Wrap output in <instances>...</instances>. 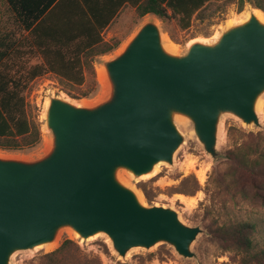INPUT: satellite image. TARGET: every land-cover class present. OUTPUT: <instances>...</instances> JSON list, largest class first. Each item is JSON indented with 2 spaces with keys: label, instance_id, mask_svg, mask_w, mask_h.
Returning <instances> with one entry per match:
<instances>
[{
  "label": "water",
  "instance_id": "1",
  "mask_svg": "<svg viewBox=\"0 0 264 264\" xmlns=\"http://www.w3.org/2000/svg\"><path fill=\"white\" fill-rule=\"evenodd\" d=\"M161 35L147 20L101 63L110 92L96 105L47 99V152L34 160L0 158V264L65 230L84 241L104 235L122 259L157 243L184 259L194 256L200 229L170 208L140 203L117 175L140 178L157 164L172 165L184 142L179 120L214 159L223 115L260 127L264 23L250 12L212 43L192 42L176 55L163 50Z\"/></svg>",
  "mask_w": 264,
  "mask_h": 264
},
{
  "label": "rangeland",
  "instance_id": "2",
  "mask_svg": "<svg viewBox=\"0 0 264 264\" xmlns=\"http://www.w3.org/2000/svg\"><path fill=\"white\" fill-rule=\"evenodd\" d=\"M255 4L256 0L209 2L190 18L187 27L179 23L177 18L161 21L145 16L138 19L135 12L131 13L134 11L132 9L121 20L116 19L105 31L104 44L84 57L92 71L84 66L85 80L82 84H77L47 70L44 57L31 49L29 40H23L26 34L19 29L4 3L0 2V41L3 40L9 46L15 40L6 51L8 56L0 62V72L19 78L23 83L28 114L41 133V144L37 147L19 152L0 149V153L30 160L41 156L45 136L51 145L49 133L44 130L47 99L57 96L74 103L96 101L101 93L97 73L101 63L113 57L143 22L154 20L162 34L176 44L180 52H184L192 42L212 43L220 35V31L232 24L243 12L256 9ZM260 6V11L264 14V4ZM21 39L22 42H19ZM17 41L19 46L15 45ZM113 42L118 43L117 49L102 54ZM6 47H0V51ZM92 86H95V91L89 93ZM259 118L260 127L256 128L253 125L245 126L230 115H223L215 159L204 152L192 135L190 125L179 120L181 125L178 129L184 142L175 152L172 165L157 164L151 174L140 178L125 173L117 175L118 181L127 184L135 196L138 194L144 205L170 208L178 214L182 223L200 229V234L190 247L194 255L192 258L184 259L170 245L157 243L148 250L132 249L122 259L112 251L104 235H96L84 241L64 231L54 246H38L35 250L16 252L11 257L10 264H30L37 257L57 249L64 240L76 243L87 260H94L98 264H238L239 259L235 253L224 249L213 231L220 225L240 222L254 226L251 233L253 244L257 249H264V199L255 196L249 179L245 181L241 177V167L231 160L232 157L243 155L248 163L255 159L252 151H255L258 144L264 143V140L258 141L257 137L264 131V103ZM141 186L145 188V193Z\"/></svg>",
  "mask_w": 264,
  "mask_h": 264
},
{
  "label": "trees",
  "instance_id": "3",
  "mask_svg": "<svg viewBox=\"0 0 264 264\" xmlns=\"http://www.w3.org/2000/svg\"><path fill=\"white\" fill-rule=\"evenodd\" d=\"M212 1L218 0H0L14 16L19 29L26 34L23 40H29L31 49L44 57L47 70L77 84L85 80L83 67H88V63L84 57L104 44L102 33L115 20L122 6L134 8L138 19L145 16L161 21L177 18L187 27L190 18ZM262 4L264 0H256L255 8L262 11ZM19 42L15 45L19 46ZM11 45L0 41V47L7 46L0 51V62L8 56L6 51ZM117 47L118 43L113 42L102 54L113 52ZM22 84L19 78L0 72L1 150L19 152L41 144L39 127L27 111ZM94 91L95 86H92L89 93ZM257 137L258 141H263L264 131ZM251 154L255 159L249 163L244 155L231 160L241 167V177L245 181L249 179L255 196L264 199V143L258 144ZM141 190L145 193L143 186ZM253 229L254 226L246 222L223 224L215 228L213 235L224 249L235 253L238 264H264V249L255 248L251 239ZM30 264L98 263L87 260L76 243L64 240L57 249L37 257Z\"/></svg>",
  "mask_w": 264,
  "mask_h": 264
},
{
  "label": "bare ground",
  "instance_id": "4",
  "mask_svg": "<svg viewBox=\"0 0 264 264\" xmlns=\"http://www.w3.org/2000/svg\"><path fill=\"white\" fill-rule=\"evenodd\" d=\"M252 13L257 18L258 21H260L261 23H264V14H263V12H261L260 10H253ZM249 14L250 13H248V12H243L238 17V19H235V21L232 24L245 22L248 19ZM232 24H230V25H232ZM123 46H121L120 50H122ZM161 46H162L163 50L165 52L169 53V54L176 55V54L180 53V50H179V48L176 47V44H173V42L171 40H169V38L167 36H165L164 34L161 35ZM97 73H98V81H99V84L101 86L100 96L98 97L97 100L95 99L96 101H94V102H80V103L77 102V103H75L76 106L90 108V107L96 105L98 102H100L104 98H106V96L109 94L110 84H109L106 72L104 71V69L100 68ZM85 101H86V99H85ZM263 103H264V99H262V98L258 99V101L256 102V107H255L256 113H260L261 112ZM43 141H44V148H43L44 150H43V152H47L50 149V143H49L48 139L46 138V136L44 137ZM0 158L1 159H12V160H25L26 159V158H23L21 156L10 155V154H5V153H0ZM136 198H137V200L140 203H142V200H141L140 196H138V194H136ZM63 232L64 231L58 232V234L56 235V238H55V243H49V244H44V245H40V246L45 247V248H50V247L54 246L56 244V242L58 241V239L61 237V234ZM65 232L68 235L75 236V234H73L69 230H65Z\"/></svg>",
  "mask_w": 264,
  "mask_h": 264
},
{
  "label": "crops",
  "instance_id": "5",
  "mask_svg": "<svg viewBox=\"0 0 264 264\" xmlns=\"http://www.w3.org/2000/svg\"><path fill=\"white\" fill-rule=\"evenodd\" d=\"M98 2H104L105 0H97ZM132 9H134V8H131V7H129V6H122L121 8H120V10H118V12H117V14H116V16H115V20L114 21H112V22H110V24L108 25V27L103 31V33H102V37L104 36V33H105V31H107V29H109V27L111 26V25H113L114 24V22L116 21V19H118V20H121V18L123 17V15L127 12H130ZM253 10H258V9H253ZM252 10V11H253ZM252 11H249V10H247V11H245V12H248V13H252ZM131 13H133L134 14V11L133 12H131ZM153 17V16H152ZM117 20V21H118Z\"/></svg>",
  "mask_w": 264,
  "mask_h": 264
}]
</instances>
